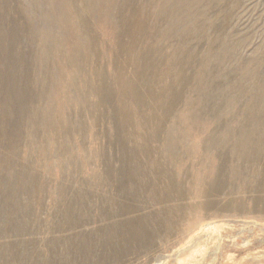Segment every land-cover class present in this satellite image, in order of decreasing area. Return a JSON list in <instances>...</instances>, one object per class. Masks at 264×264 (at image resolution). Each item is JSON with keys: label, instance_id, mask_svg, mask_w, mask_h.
<instances>
[{"label": "rangeland", "instance_id": "1", "mask_svg": "<svg viewBox=\"0 0 264 264\" xmlns=\"http://www.w3.org/2000/svg\"><path fill=\"white\" fill-rule=\"evenodd\" d=\"M0 264H264V0H0Z\"/></svg>", "mask_w": 264, "mask_h": 264}, {"label": "bare ground", "instance_id": "2", "mask_svg": "<svg viewBox=\"0 0 264 264\" xmlns=\"http://www.w3.org/2000/svg\"><path fill=\"white\" fill-rule=\"evenodd\" d=\"M160 16V15H159ZM164 25V24H163ZM210 28V27H209ZM137 39V38H136ZM205 61V60H204ZM166 62V61H165Z\"/></svg>", "mask_w": 264, "mask_h": 264}]
</instances>
